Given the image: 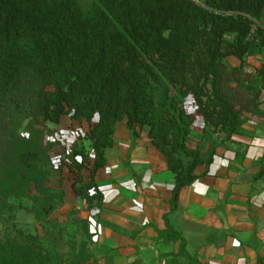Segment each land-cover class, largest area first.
I'll use <instances>...</instances> for the list:
<instances>
[{
	"label": "trees",
	"instance_id": "16d2710c",
	"mask_svg": "<svg viewBox=\"0 0 264 264\" xmlns=\"http://www.w3.org/2000/svg\"><path fill=\"white\" fill-rule=\"evenodd\" d=\"M14 49L30 52L25 68L12 62ZM263 52L264 0H95L88 18L77 0H0V264H99L86 243L62 251L65 229L54 212L66 194L46 185L42 153L16 140L22 122L58 126L71 116L90 124V175H82L84 151L69 170L73 195L88 212L99 209L93 220L104 203L96 178L118 124L134 138L146 133L174 175L175 211L216 147L240 135L249 116L264 119V64H247ZM189 100L203 136L219 143L189 144ZM13 199L32 202L34 233L14 220Z\"/></svg>",
	"mask_w": 264,
	"mask_h": 264
},
{
	"label": "crops",
	"instance_id": "0c3cea01",
	"mask_svg": "<svg viewBox=\"0 0 264 264\" xmlns=\"http://www.w3.org/2000/svg\"><path fill=\"white\" fill-rule=\"evenodd\" d=\"M253 59L252 70L262 69L264 52ZM114 142L96 178L106 190L93 223L111 253L128 263L165 264L167 250L184 248L199 264H264L263 118L249 116L240 135L216 147L213 164L198 171L202 178L182 191L175 211L174 175L148 135L134 138L122 122ZM72 197L62 214L75 209L92 221L86 202Z\"/></svg>",
	"mask_w": 264,
	"mask_h": 264
},
{
	"label": "rangeland",
	"instance_id": "374dc122",
	"mask_svg": "<svg viewBox=\"0 0 264 264\" xmlns=\"http://www.w3.org/2000/svg\"><path fill=\"white\" fill-rule=\"evenodd\" d=\"M77 1L80 3L85 16L87 18L90 17L92 15L95 0ZM14 51L16 52L12 53V62L14 63L16 60L25 68L30 59V52L27 49H14ZM239 63L240 61L237 59H228V64L231 66H238ZM252 63L256 65L257 60H252V57L247 59L248 67H252ZM188 106L189 112L192 113L195 119L189 144L191 146H213L215 143H219L220 141L217 140L216 136H203L204 128L201 127L200 122L198 124L197 121V124H195L197 118L202 117V115L195 113L193 100L188 101ZM41 122L29 123V120L22 122L19 130L17 131L16 129V140L20 144L38 149L42 153L44 161L47 164L45 169L49 173L46 185L54 191L64 192L66 194L65 198H73L72 185L77 176L70 172L69 167L74 164L76 152L84 151L86 166L82 171V175L84 178L90 175L91 168H89V164L92 163L93 157L90 156L91 151L89 149V142L86 140V135L90 131V124L85 121L74 120L71 116L64 117L62 123L58 126ZM95 122H97V119L94 123ZM1 150H3V144L0 142V151ZM76 159L82 161L80 156H77ZM102 188L105 192L106 188L104 186H102ZM11 203L15 206L12 213L14 220L34 233L35 229H37V224L34 214L31 212L33 209L32 202L29 199H24L21 202L13 199ZM72 211L73 210L64 216V214H62L64 210L61 209L59 203V207H57L54 212V216L59 217L60 221L63 223L62 227L65 229L64 247L62 250L64 253L69 252L72 242L77 243V251L80 250V245L82 243H86L87 250L99 264H143L141 260L128 263L127 259L123 256H116L111 253L110 246L104 240V236L99 235L94 227L93 223H95V219L92 220L93 223L91 225L84 224V219L76 214H72ZM98 212L99 209H94L92 211L93 214H98ZM167 251L165 256H168V259H166L165 264H199L196 263L192 256L185 254L184 248L180 250L172 248ZM65 260L69 261V258L65 257Z\"/></svg>",
	"mask_w": 264,
	"mask_h": 264
}]
</instances>
